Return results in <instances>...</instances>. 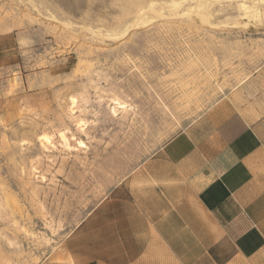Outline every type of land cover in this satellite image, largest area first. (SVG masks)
I'll use <instances>...</instances> for the list:
<instances>
[{"label": "rangeland", "instance_id": "rangeland-1", "mask_svg": "<svg viewBox=\"0 0 264 264\" xmlns=\"http://www.w3.org/2000/svg\"><path fill=\"white\" fill-rule=\"evenodd\" d=\"M234 111L264 119V0H0V264L63 261L110 188Z\"/></svg>", "mask_w": 264, "mask_h": 264}, {"label": "crops", "instance_id": "crops-1", "mask_svg": "<svg viewBox=\"0 0 264 264\" xmlns=\"http://www.w3.org/2000/svg\"><path fill=\"white\" fill-rule=\"evenodd\" d=\"M215 132L203 150L167 141L44 264H264V119L234 111Z\"/></svg>", "mask_w": 264, "mask_h": 264}, {"label": "bare ground", "instance_id": "bare-ground-1", "mask_svg": "<svg viewBox=\"0 0 264 264\" xmlns=\"http://www.w3.org/2000/svg\"><path fill=\"white\" fill-rule=\"evenodd\" d=\"M49 139V138H48ZM47 138H44L43 140L46 142V144H48L49 143V140H48ZM79 144H81L80 142H79Z\"/></svg>", "mask_w": 264, "mask_h": 264}]
</instances>
